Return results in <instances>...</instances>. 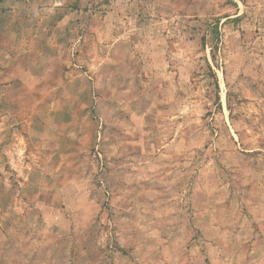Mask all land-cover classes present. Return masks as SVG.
<instances>
[{"label": "rangeland", "instance_id": "1", "mask_svg": "<svg viewBox=\"0 0 264 264\" xmlns=\"http://www.w3.org/2000/svg\"><path fill=\"white\" fill-rule=\"evenodd\" d=\"M0 264H264V0H0Z\"/></svg>", "mask_w": 264, "mask_h": 264}]
</instances>
